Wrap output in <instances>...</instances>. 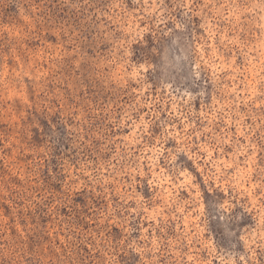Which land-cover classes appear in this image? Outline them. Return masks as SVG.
I'll return each instance as SVG.
<instances>
[{"label": "rangeland", "instance_id": "1", "mask_svg": "<svg viewBox=\"0 0 264 264\" xmlns=\"http://www.w3.org/2000/svg\"><path fill=\"white\" fill-rule=\"evenodd\" d=\"M0 264H264V0H0Z\"/></svg>", "mask_w": 264, "mask_h": 264}]
</instances>
